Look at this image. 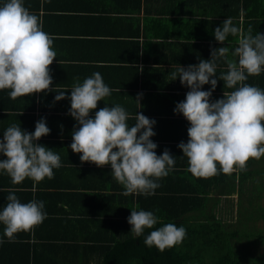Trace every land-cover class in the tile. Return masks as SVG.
Returning <instances> with one entry per match:
<instances>
[{
	"label": "crops",
	"instance_id": "crops-1",
	"mask_svg": "<svg viewBox=\"0 0 264 264\" xmlns=\"http://www.w3.org/2000/svg\"><path fill=\"white\" fill-rule=\"evenodd\" d=\"M4 3L5 0H0V6ZM23 3L38 17L43 31L53 38L56 59L49 66L52 90L16 100L10 99L9 89L0 90V140L11 124H20L22 130L33 132L36 122L44 118L50 133L37 143L59 154L62 167L53 169L52 179L45 178L39 183L26 178L12 184L11 178L0 171V211L7 204L8 190L12 189L22 203L32 199L44 201L48 214L39 227L30 230L29 246L25 241L28 231L17 233L9 242L0 223L3 240L0 264H102L97 246L103 242L97 245L94 238L89 240L90 232L95 237L98 225L104 232L107 230L102 241L111 238L117 231L114 226L117 207L130 204L132 196L122 195L123 187L111 177L110 165L81 163L82 154L71 150L77 121L69 114L70 99L56 101L58 93L54 89H68L66 96H70L74 78L82 83L99 72L112 92L98 101L97 109L89 115L94 117L95 111L108 103L123 106L132 117L141 112L154 119L156 134L150 139L157 144V155L167 148L176 161L174 171L159 183L162 187L165 179L175 176L177 179L171 184L174 186L179 177L175 169L183 172L188 166L177 145L187 142L190 124L173 110L185 100L190 89L178 77L170 81L171 73L180 66L210 59L211 48L221 46L215 40L214 30L226 18H232L233 24L245 31L247 21L264 28V0H23ZM257 31L264 33L259 25L253 34ZM237 39L229 36L223 46L234 49ZM222 71H226V65L218 62L217 75ZM246 83L264 89V72L249 77ZM210 88V84H205L202 90ZM224 91L230 90L224 89V82L218 80L210 99L222 98ZM138 94H142L140 105L136 100ZM128 123L131 127L135 121L129 119ZM5 158L0 154V159ZM262 162L264 157L249 159L247 168L251 169V164L261 177L257 168H264ZM222 198L233 202L231 199L238 197L232 194ZM63 212L81 218L82 225L76 220L61 221Z\"/></svg>",
	"mask_w": 264,
	"mask_h": 264
},
{
	"label": "clouds",
	"instance_id": "clouds-1",
	"mask_svg": "<svg viewBox=\"0 0 264 264\" xmlns=\"http://www.w3.org/2000/svg\"><path fill=\"white\" fill-rule=\"evenodd\" d=\"M214 37L221 46L211 48L210 59L198 64L180 66L171 73L190 90L185 100L174 108L189 122L187 142L177 147L187 158L186 171L195 178H209L220 173L247 170L249 159L264 157V89L246 83L251 76L264 72V33L253 34L251 26L245 31L226 18L214 30ZM237 37V46H223L228 37ZM56 59L53 38L43 31L38 17L24 6L23 0H5L0 6V90L9 89V97H19L50 89L53 78L50 65ZM218 62L226 65V71L217 75ZM60 63V62H59ZM224 82L223 97L211 100L217 81ZM210 84L209 90H202ZM55 100L70 99L69 114L77 121L72 131L70 148L80 153L81 163H94L97 167L110 165L111 177L123 187L122 195L155 194L161 185L159 180L174 171L175 156L167 149L157 155V144L150 138L156 133V121L141 112L132 117L119 104L97 109L98 101L111 95L99 72H94L81 83L74 78L70 88L54 89ZM138 94L137 102L139 104ZM140 105V104H139ZM129 119L135 124L129 126ZM50 129L44 118L37 121L35 130H22L20 124H11L0 140V171L19 184L26 178L39 183L54 177L53 169L62 167L61 157L52 149L37 143L48 135ZM219 166V167H218ZM7 204L0 211L3 236L13 241L19 232H27L47 218L45 203L32 199L22 203L14 190L9 189ZM134 237L144 235L145 229H153L144 238L149 249L155 247L164 252L182 243L186 229L174 223H163L152 211L131 208L127 218ZM3 240H0L2 243Z\"/></svg>",
	"mask_w": 264,
	"mask_h": 264
},
{
	"label": "trees",
	"instance_id": "trees-1",
	"mask_svg": "<svg viewBox=\"0 0 264 264\" xmlns=\"http://www.w3.org/2000/svg\"><path fill=\"white\" fill-rule=\"evenodd\" d=\"M244 25L246 30L249 26L255 30L258 25L264 30L261 24L255 22L247 21ZM253 165L256 166L255 162ZM250 167L231 175L220 173L206 178L207 181L175 169L179 175L178 184L171 186L177 179L174 176L165 179V184L157 188L154 195H137V210L152 211L163 223H174L186 229L182 243L164 252L155 247L149 249L144 244L145 236L161 227V223L153 229H145L144 235L138 238L131 233L127 218L131 208L136 207L134 195H131L130 204L117 207L114 222L117 231L108 238L109 242L107 239L102 241L106 229L104 232L97 225L95 237L90 232L89 240L94 238L93 242L96 241L97 245L103 242L97 246L102 264H264V177L257 176L251 164ZM232 194H237L238 198L231 199L233 202L229 199L227 207L222 208L226 199L222 196ZM229 206L233 209L236 206V214H233V209L232 213L228 212ZM63 213L61 221L76 220L82 225L81 218ZM229 214H232V220L227 218ZM37 227L39 225L34 229ZM29 236L30 231L25 237L28 246Z\"/></svg>",
	"mask_w": 264,
	"mask_h": 264
},
{
	"label": "rangeland",
	"instance_id": "rangeland-1",
	"mask_svg": "<svg viewBox=\"0 0 264 264\" xmlns=\"http://www.w3.org/2000/svg\"><path fill=\"white\" fill-rule=\"evenodd\" d=\"M257 170H258V172L260 173V175H261V177H264V168H261V167H259V168H257ZM261 185H263V184H261ZM264 186V185H263ZM245 196H246V194H245ZM229 202H228V199H225L224 201H223V205L225 206L226 204H228ZM262 203L264 204V198L262 199ZM229 209H230V211H228V212H230V213H232V209H233V206H229ZM233 214H236V206L234 207V209H233ZM227 218H229V220H232L233 219V217H232V214H229L228 216H227Z\"/></svg>",
	"mask_w": 264,
	"mask_h": 264
}]
</instances>
